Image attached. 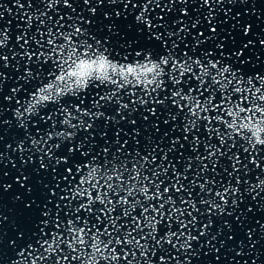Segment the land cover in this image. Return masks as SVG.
I'll use <instances>...</instances> for the list:
<instances>
[{"label": "snow or ice", "instance_id": "snow-or-ice-1", "mask_svg": "<svg viewBox=\"0 0 264 264\" xmlns=\"http://www.w3.org/2000/svg\"><path fill=\"white\" fill-rule=\"evenodd\" d=\"M257 3L0 0V264H264Z\"/></svg>", "mask_w": 264, "mask_h": 264}, {"label": "water", "instance_id": "water-1", "mask_svg": "<svg viewBox=\"0 0 264 264\" xmlns=\"http://www.w3.org/2000/svg\"><path fill=\"white\" fill-rule=\"evenodd\" d=\"M180 5H177V7H179ZM189 7V11H192V7L193 5H187ZM226 7H231V5H225ZM256 9L258 11L264 12V3H257L255 5ZM77 11L79 12L81 8H83L82 4H77L76 5ZM105 9H100V11H104ZM82 15H84L85 17H87V11L85 10L83 13H80ZM6 18H7V14H6ZM131 19V17L129 18V20ZM253 19H255V17H253ZM119 23V21H118ZM100 35H103V32L100 33ZM262 61H264V56H262ZM255 68L258 70H264V63H260V64H255ZM8 83H14V81H9ZM10 155L13 156V158L15 159V154L14 153H10ZM244 155H247L246 153ZM261 155H264V149H262L261 151ZM262 163H264V161H262ZM16 166L17 168L21 167L20 163L18 160H16ZM6 171H9V176L6 178V182L7 183H12V176L16 174V168H12L11 164H9L7 166V168L5 169ZM257 172L259 171L258 169L256 170ZM50 179V177L45 176L44 177V182H47V180ZM32 185L35 189V180H33ZM24 189L23 188H19L18 185H16L15 183H13V186L11 189H9L8 191L3 193L2 196V201H3V206H4V213L5 215H9L11 213H13L14 209L16 208L18 202L13 200V195L14 194H23ZM244 196V200L243 203H241L240 207L241 209H243L245 207V205L251 204L253 207V211L251 213H248L247 216L249 218L251 217H255L256 219H260L262 223H264V200H262L260 197H257L256 201H251L249 198V194L247 193H242ZM261 197H264V193H261ZM259 205V206H257ZM231 211L230 206L226 205L225 206V213L223 214H219V219L217 220L216 217H213L214 220V225L212 226L211 230L215 231L216 227L221 226V222L223 220H231L232 217L227 215V212ZM12 223H20L19 221H16L11 215L9 216V222L4 224V237H5V241L8 237L14 236V230L12 229ZM203 239V238H202ZM216 243V242H213ZM218 246V245H217ZM262 247V252H264V246ZM193 250L197 251L199 253L198 256H190V260L192 261V264H209V262H211V264H226L225 261V257L221 256L220 261H216L213 258V253L211 252H207V255H205V252L207 251L204 247H200V248H196L195 244L193 246ZM221 252H223V249H221ZM183 257L181 256V259ZM233 264H235V261H233ZM250 264V262H249Z\"/></svg>", "mask_w": 264, "mask_h": 264}]
</instances>
